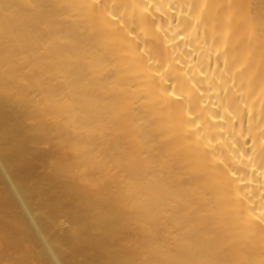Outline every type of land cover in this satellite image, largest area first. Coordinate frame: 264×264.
<instances>
[{
    "label": "bare ground",
    "instance_id": "bare-ground-1",
    "mask_svg": "<svg viewBox=\"0 0 264 264\" xmlns=\"http://www.w3.org/2000/svg\"><path fill=\"white\" fill-rule=\"evenodd\" d=\"M0 264H264V0H0Z\"/></svg>",
    "mask_w": 264,
    "mask_h": 264
}]
</instances>
